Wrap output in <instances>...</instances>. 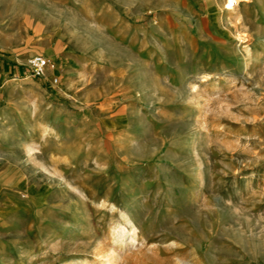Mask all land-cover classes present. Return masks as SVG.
Here are the masks:
<instances>
[{
	"label": "rangeland",
	"instance_id": "obj_1",
	"mask_svg": "<svg viewBox=\"0 0 264 264\" xmlns=\"http://www.w3.org/2000/svg\"><path fill=\"white\" fill-rule=\"evenodd\" d=\"M224 1L138 0L113 33L67 12L58 82L0 87V159L28 180L2 183L0 264H98L122 214L138 234L118 264H264V0ZM9 10L2 30L36 33ZM43 93L72 124L24 150L21 99Z\"/></svg>",
	"mask_w": 264,
	"mask_h": 264
},
{
	"label": "crops",
	"instance_id": "obj_2",
	"mask_svg": "<svg viewBox=\"0 0 264 264\" xmlns=\"http://www.w3.org/2000/svg\"><path fill=\"white\" fill-rule=\"evenodd\" d=\"M5 7L10 9L9 11L11 12H7V14H11V19H16L17 21L20 20L22 23H29L32 28L35 29L34 31L36 33L39 31L42 35L44 32H50L49 23L57 20V24L59 26L57 27V30H53L57 35L52 37L46 35L45 37L47 44H49L51 40L53 41L52 47H41L39 44H36L34 42V40L37 39L36 33L31 36L19 33V31L9 33L8 29H12L11 27H3L5 31L2 30L1 27L5 21L6 13H2L1 10ZM51 7H53V9L57 8V13H51ZM67 12L72 14L76 12L77 16L84 18L88 17L93 32L100 30L109 33L111 31V33H113L115 31L113 29L114 23H119L121 26L129 27V24L138 21L141 14V8L138 4V0H0V87L8 81H13L19 87V81H21V78L24 77H26L24 81H27L29 91L34 89V87H38L37 85L40 84L39 82L41 81L31 77L32 75L29 68L22 63L23 58L24 56L33 53H40L44 55L52 53L54 55H62L63 51H61V48H58V42L61 37H66L62 28L64 27L65 22H67L63 14H66ZM98 23H104V26H100ZM137 28L138 25L134 26L133 30L130 29V31L136 33L138 32ZM71 31L72 30L69 29V32ZM124 32H129V28L124 30L122 27L121 35L116 36L123 37ZM114 36L115 35L113 34L107 35V37ZM52 58L55 60L54 56ZM72 66L75 68V64H72ZM55 69L56 68L54 66L52 72L59 75V73L55 72ZM4 73H9V76L11 77L5 79L2 78ZM52 99V97H49L44 93L31 95L24 98V100L21 99L22 102L27 104L29 108L27 118L19 121L21 127H25L24 131H20V134H26L25 142L22 144L23 149L26 144H33V142L28 141L30 138L28 136L33 134L36 131V128L42 141L51 133V131L57 132L58 130H56V127L59 124H64L65 126L72 124L66 120L64 114H61L67 112L65 110L67 105L65 109H63L64 107L60 101L59 107H57L56 111H54V108L50 106L53 102ZM42 104H45L44 108L41 107ZM40 109L42 110L41 115L36 117L37 120L32 124L31 120H34V117ZM50 116H53L52 120ZM35 123H37V126H35ZM45 130H48L47 134H44ZM19 167L20 164L17 162L3 161L0 159V196L2 194H14L13 192H7L3 189V181L6 180V183L13 181L15 183L22 184L28 182L26 175L21 174V169H18ZM7 171L9 173H7ZM8 175L12 177H9V181L7 180Z\"/></svg>",
	"mask_w": 264,
	"mask_h": 264
},
{
	"label": "bare ground",
	"instance_id": "obj_3",
	"mask_svg": "<svg viewBox=\"0 0 264 264\" xmlns=\"http://www.w3.org/2000/svg\"><path fill=\"white\" fill-rule=\"evenodd\" d=\"M235 1L225 0L223 4L232 9ZM45 133H48V130H45ZM26 150L30 156L33 155L31 147H27ZM42 167H45V165L43 166L42 164ZM121 217L123 222H119L110 227L105 237L106 240L105 238L95 240L94 253L97 257L98 264H118L121 260L124 261L126 249H129L137 241L138 228L131 220L126 219L128 218L127 214H122Z\"/></svg>",
	"mask_w": 264,
	"mask_h": 264
},
{
	"label": "built area",
	"instance_id": "obj_4",
	"mask_svg": "<svg viewBox=\"0 0 264 264\" xmlns=\"http://www.w3.org/2000/svg\"><path fill=\"white\" fill-rule=\"evenodd\" d=\"M26 65L30 73L35 76H50V81L58 82L59 75L52 72L55 66L54 59L44 54H33L27 58Z\"/></svg>",
	"mask_w": 264,
	"mask_h": 264
}]
</instances>
